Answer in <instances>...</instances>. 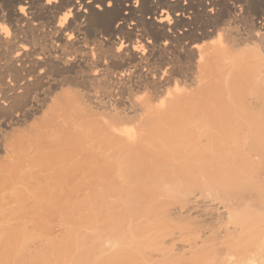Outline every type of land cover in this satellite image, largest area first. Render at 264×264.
<instances>
[{
  "label": "bare ground",
  "instance_id": "6f19581e",
  "mask_svg": "<svg viewBox=\"0 0 264 264\" xmlns=\"http://www.w3.org/2000/svg\"><path fill=\"white\" fill-rule=\"evenodd\" d=\"M263 166L264 0H0V264H264ZM195 189L208 251L165 215Z\"/></svg>",
  "mask_w": 264,
  "mask_h": 264
},
{
  "label": "rangeland",
  "instance_id": "374dc122",
  "mask_svg": "<svg viewBox=\"0 0 264 264\" xmlns=\"http://www.w3.org/2000/svg\"><path fill=\"white\" fill-rule=\"evenodd\" d=\"M154 1H159V0H154ZM107 3V2H106ZM72 87V85H66V86H63V88H62V90H65V91H67V89H69L68 87ZM60 91V90H59ZM145 93L147 94V92L145 91V92H140L138 95H141L140 97H146L145 96ZM48 111V110H47ZM46 110H45V112H47ZM63 116V117H62ZM50 117V116H49ZM61 118H62V120L64 119V117H66V118H69V117H67V113L65 114L64 113V115L63 114H61V116H60ZM89 117V116H88ZM53 118V117H52ZM60 118V119H61ZM90 118V117H89ZM22 133V132H21ZM18 134V135H17ZM15 135H17V136H21V135H23V134H20V131L18 132H16L15 133ZM5 178H7V177H4V178H0V183H1V180H3V179H5ZM261 183H259V186H262V185H264V166H263V168L261 169ZM9 178H7L6 180H8ZM6 180H3V182H5V183H2V184H0L1 186H0V227H2V229L5 227V225H7V222L8 221H10V222H14L15 220H14V218H12L11 217V214H10V211H9V209H8V206H7V200H9V197H8V192H9V183L6 181ZM9 182H10V180H9ZM8 184V185H7ZM9 186V187H8ZM259 189L260 188H258V187H255V186H252L251 184H246L245 186H244V188H243V190H242V192H244L243 194L244 195H248L247 197H249V202H251L252 201V203H259L260 201H261V198H262V195H261V193H260V191H259ZM191 192V193H190ZM189 193L190 194H186L185 196H183V199H184V197H187L188 196V198L187 199H185V200H187L185 203H182L181 205H179V203H178V205H172L171 206V208L169 209L170 211L168 212L167 211V213L165 214V213H163V214H165V215H167V214H169V218H170V220H172L173 221V224L174 223H176V221H179L180 220V222L182 223H189L190 225H192L193 224V228H194V226H195V228H197L196 227V225H198L199 227L197 228L198 230L199 229H201V232L200 231H198L197 230V232H198V235H200L199 236V238L198 239H196V241L197 242H199V243H197V247L196 246H194V247H192L193 246V242H192V246H190L189 245V243H188V241L189 240H185V239H183L182 237H184V238H189L191 235H193L194 233H195V231L192 233V234H190V233H185V234H183L184 236H181L180 235V233H179V230H177L176 229V231L174 230V232H176V233H171V234H169V235H172V234H174V236L172 237V236H166L167 238H164L163 239V241L165 242H163V241H161L162 242V244L163 245H159V247H164L165 245V250L163 249L162 251H159L158 252V254L159 255H157L156 256V254H151V256H153V257H151L150 256V253H148L149 254V257H151V258H154V257H156V258H154V259H157V257L159 258V256H160V254H161V258L163 257V256H165V254H166V257H167V253H169L171 250H175L174 251V253L176 252L178 255L180 254H183L182 252L184 251L185 253L183 254V259H185V258H190V256L192 255V252L194 251L193 249H196V250H198V249H201L202 247H204V250H206L207 249V251L210 249V246H212V243L210 242V244L208 245V246H205L207 243H209V242H207V243H205V245L203 246V240L202 239H204V240H207V238H215L214 236V234H215V224H214V219L215 218H218L219 217V213L222 215H224V213L226 212V208H225V202H221V201H223L222 200V198L223 197H226V196H221V197H219L220 199H218V200H215V196L214 197H212L213 196V194H212V196L211 195H209V192H206V195H204V193L203 194H201V191L199 192V189H195V190H192V191H190ZM222 194H224V193H222ZM224 195H226V194H224ZM228 195V194H227ZM228 196H234V195H232V194H230V195H228ZM214 199V200H213ZM184 200V201H185ZM227 199H225L224 201H226ZM183 201V202H184ZM175 210V211H174ZM218 215H217V214ZM162 213L159 215L160 217H163L164 218V216H162L163 215ZM172 216H174V215H176V217L174 216V217H172ZM188 215V216H187ZM210 215V216H209ZM171 216V217H170ZM165 217H167V216H165ZM167 217V218H168ZM188 217V218H187ZM173 218V219H172ZM175 218H177V219H175ZM179 219V220H178ZM170 224H172V222H170V221H168ZM191 222H193V223H191ZM197 222V223H196ZM200 224V225H199ZM203 224V225H202ZM214 224V226H212V225ZM4 225V226H3ZM206 225V226H205ZM214 227V228H213ZM173 228V227H172ZM214 230V231H212V229ZM55 229H57V230H55ZM54 230V232H55V234H58V233H60V229H59V227L57 228H55ZM223 230V228H220L218 231L220 232V231H222ZM177 231H178V233H177ZM196 232V233H197ZM196 233L194 234L195 236H196ZM200 233V234H199ZM203 233V234H202ZM214 233V234H213ZM187 234H189L188 235V237H186L187 236ZM211 234H213V235H211ZM176 237V238H175ZM180 237V238H179ZM201 238V239H200ZM165 239H166V241H165ZM190 239V241H192V240H194L195 239V237H194V239L193 238H189ZM192 239V240H191ZM174 240V241H173ZM185 240V241H184ZM200 240V241H199ZM195 240H194V242H196ZM212 241H215V240H212ZM160 242V243H161ZM173 242H175V243H173ZM96 243L97 242H95L94 244L96 245ZM191 243V242H190ZM130 244H131V246L129 247L128 245H124V247H126V248H128V249H125V248H123V250H126L127 251V253H130L131 255L134 253L135 254V252H136V245H137V247H138V245L140 244V243H138V242H136V243H131L130 242ZM165 244V245H164ZM195 244V243H194ZM146 245H148V244H145V242H143V244H141V246L142 247H147ZM119 246L120 245H118V244H115L113 241H111V240H102V243H101V247L105 250V252L102 254V256H98V254L96 253V251L94 250L93 251V255H92V263L93 264H96L100 259L101 260H110V261H113L115 264L118 262V257H119ZM135 246V247H134ZM140 246V247H141ZM173 246V247H172ZM180 246V247H179ZM201 246V248H198V247H200ZM168 247H170V248H168ZM182 247V248H181ZM193 249H192V248ZM207 247V248H206ZM216 247V246H215ZM171 248H173V249H171ZM178 248V249H177ZM190 248H191V250H190ZM198 248V249H197ZM206 248V249H205ZM209 248V249H208ZM169 249H171V250H169ZM183 251H182V250ZM167 250V251H166ZM177 250V251H176ZM186 250V251H185ZM203 250V249H202ZM164 251V252H163ZM179 251H182L181 253L179 252ZM189 251H191V254L189 253ZM133 252V253H132ZM146 253V254H147ZM123 254V253H122ZM147 254V255H148ZM170 254V253H169ZM189 254V255H188ZM207 254V253H206ZM146 255V256H147ZM210 256V254H208V255H206V257H209ZM181 257V256H180ZM192 257V256H191Z\"/></svg>",
  "mask_w": 264,
  "mask_h": 264
}]
</instances>
